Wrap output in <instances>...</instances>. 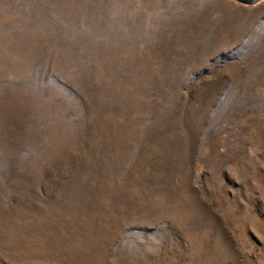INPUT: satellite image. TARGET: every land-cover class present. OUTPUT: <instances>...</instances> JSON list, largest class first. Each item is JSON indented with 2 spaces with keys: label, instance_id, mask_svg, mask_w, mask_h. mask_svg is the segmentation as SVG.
I'll return each mask as SVG.
<instances>
[{
  "label": "rangeland",
  "instance_id": "1",
  "mask_svg": "<svg viewBox=\"0 0 264 264\" xmlns=\"http://www.w3.org/2000/svg\"><path fill=\"white\" fill-rule=\"evenodd\" d=\"M0 264H264V0H0Z\"/></svg>",
  "mask_w": 264,
  "mask_h": 264
}]
</instances>
